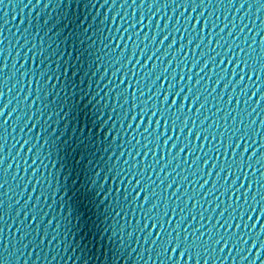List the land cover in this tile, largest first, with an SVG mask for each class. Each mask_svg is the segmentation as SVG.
I'll use <instances>...</instances> for the list:
<instances>
[{"label":"water","instance_id":"obj_1","mask_svg":"<svg viewBox=\"0 0 264 264\" xmlns=\"http://www.w3.org/2000/svg\"><path fill=\"white\" fill-rule=\"evenodd\" d=\"M0 264H264V0H150L0 184Z\"/></svg>","mask_w":264,"mask_h":264}]
</instances>
